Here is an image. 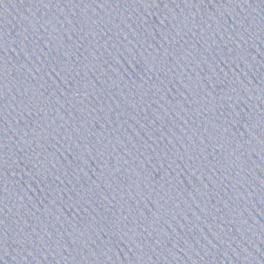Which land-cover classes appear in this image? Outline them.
Wrapping results in <instances>:
<instances>
[{"label": "water", "instance_id": "95a60500", "mask_svg": "<svg viewBox=\"0 0 264 264\" xmlns=\"http://www.w3.org/2000/svg\"><path fill=\"white\" fill-rule=\"evenodd\" d=\"M0 264H264V197L49 0H0Z\"/></svg>", "mask_w": 264, "mask_h": 264}]
</instances>
